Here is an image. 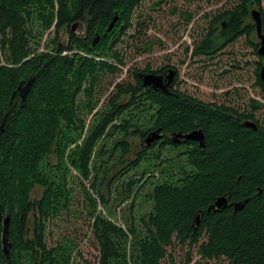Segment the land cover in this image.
I'll list each match as a JSON object with an SVG mask.
<instances>
[{
	"label": "trees",
	"instance_id": "16d2710c",
	"mask_svg": "<svg viewBox=\"0 0 264 264\" xmlns=\"http://www.w3.org/2000/svg\"><path fill=\"white\" fill-rule=\"evenodd\" d=\"M144 1L0 0V49L7 64L20 65L33 53L27 47L32 8L49 29L57 3L58 33L63 29L69 35L64 46L55 40L51 53H33L18 68L0 67V215L11 217L9 256L3 252L4 226L0 223V264L74 263L77 246L73 241L48 246L47 221L72 205L74 170L87 181L95 173L100 186L108 182L115 166L131 154V139L145 137L142 114L167 135L202 128L205 146L196 144L188 152L192 171H187L183 161H175V182L156 186L147 195L146 201L153 206L141 219L144 235L134 218L123 228L96 210L90 211L92 232L100 248L99 264H161L174 240L198 247L207 260L264 264V126L255 118L263 104L253 99V112L238 114L233 108L204 103L180 91L166 95L143 85L139 75L149 73L148 69L136 70L135 82L118 83L86 125L83 113L93 114L98 108L95 95L102 76L118 70L116 65L90 56L106 58L111 54L124 64L114 50ZM253 10L261 13L264 34V0H239L234 8L213 18L205 37L195 42L192 55L211 58L238 38L257 33ZM115 16L118 22L106 34ZM186 17L192 20V15ZM75 23L85 25L84 35L72 31ZM97 36L101 41L93 46ZM252 45L259 50L260 44ZM138 49L151 50L145 46ZM72 51L89 56L80 52L63 55ZM263 66L260 63L257 76L264 90L260 79ZM31 79L33 86L23 100L18 87ZM81 97L82 107L78 103ZM244 120L256 123L258 129L246 128ZM146 158V151L140 152L114 176L112 183L121 185L116 189H121L123 198L132 199L136 190L134 179L124 180L126 172L139 168ZM37 186L43 188V194L33 200ZM225 196L229 205L249 202L239 212L229 206L208 213V208ZM94 204L89 197L90 208ZM201 214V224L195 227Z\"/></svg>",
	"mask_w": 264,
	"mask_h": 264
},
{
	"label": "rangeland",
	"instance_id": "374dc122",
	"mask_svg": "<svg viewBox=\"0 0 264 264\" xmlns=\"http://www.w3.org/2000/svg\"><path fill=\"white\" fill-rule=\"evenodd\" d=\"M238 2L239 0H146L142 2L133 15L131 29L125 36H120L114 50L120 53L124 64L114 60L111 54L106 58L90 56L97 62L106 61L114 64L118 70L115 73L106 72L102 76L95 95L96 100L99 101L98 108L93 114L83 113L86 125L93 121V115L106 104L118 83L135 82L136 70H157L171 65L180 71L178 89L199 101L226 105L243 114L253 112L252 100H257L263 104V107L255 112V118L260 125L264 126V90L258 85L257 76L260 63L263 66V59L252 45V42L260 44L257 33L250 37L238 38L224 51L211 58L192 55L195 42L205 37L213 18L234 8ZM58 9L59 6L56 3L54 19L49 29L45 27L43 20L38 19V12L33 8L30 10L33 14L27 20L29 32L27 47L32 49L33 53H51L55 40H59L60 43L67 40L66 30L62 29L58 33L57 20H55ZM189 15H192L191 21L187 20L186 16ZM83 26V31L77 26L74 33L85 34V25ZM146 43H153L150 53H142L138 49ZM79 52H64L63 55ZM33 53L20 65H9L4 51L0 49V67L18 68L33 57ZM80 54L86 55L81 52ZM78 103L82 107L84 97L79 98ZM141 117V128L148 131L154 122L150 123L146 115L142 114ZM107 142L103 141L104 144ZM131 142V154L115 166L108 182L103 186L99 185L100 179H95V173L87 181L74 170L72 205L67 211H63L61 216L47 221L45 234L49 247H56L69 240L77 246L73 264H99L100 261V248L92 232L93 220L90 217V211L96 210L98 214L111 219L123 228H127L126 222L134 218L141 235H144L141 219L152 212L153 206L146 201L147 195L156 186L165 182H175L176 177L173 175L175 161H183L188 172L193 170L188 162L189 153L182 150L180 146L159 151L150 150L139 168L126 172L124 180L134 179L136 190L132 199H127L126 196L123 198L121 189H116L121 185L112 183L114 176L126 168L128 163L134 162L143 150L142 145H145L140 137L132 138ZM42 194L43 188L37 186L32 193V199L37 200ZM100 194L103 195L106 203L102 201ZM89 197L95 200L93 208H90ZM161 264H227V262L204 259L198 253V247L182 245L174 240L173 245L167 248L166 257Z\"/></svg>",
	"mask_w": 264,
	"mask_h": 264
},
{
	"label": "water",
	"instance_id": "95a60500",
	"mask_svg": "<svg viewBox=\"0 0 264 264\" xmlns=\"http://www.w3.org/2000/svg\"><path fill=\"white\" fill-rule=\"evenodd\" d=\"M252 17L256 24L257 36L260 40V47H259L258 53L264 60V34L262 32L261 13L258 10H253ZM118 19H119L118 16L114 17V19L112 20V22L110 23V25L108 26L106 30L107 33L111 32L114 29L116 23L118 22ZM75 28H76V25H73L72 30L74 31ZM99 41H100V36H97V38L93 42V46H96L99 43ZM172 73H171V76H168L169 82L167 85L164 84V78L162 76L156 75L154 73H145V74H140L139 76L145 87H152L155 90H161V92H163L166 95H170L171 92L169 90V86L172 83V78H173ZM260 79L262 83L264 84V66L261 68V71H260ZM33 83H34V79H31L30 81H28L26 85H24L23 82L20 83L17 92H19V95L22 97L23 100L29 94L33 86ZM17 92L14 93L13 98L15 97ZM244 125L246 128H251L254 130L258 129V125L251 121H247ZM162 138H163V135L160 134V130H157L155 132H152L149 136H147V138L145 139V142L147 146H151L154 142L159 141ZM182 139L184 140V142H189V141L199 142L200 147L205 146V134L201 130H195L188 134H183L180 132L178 134L173 135V142L175 144H180ZM248 202L249 200L247 199L244 202L233 203L231 204V206L234 208V212H239L245 208V205ZM228 207H229L228 198L226 196L219 197L216 200V202L208 208L207 211L208 213H210L211 211L219 212V211H223L227 209ZM202 215L197 216V219L195 221V224L197 226H199L201 223L200 219ZM1 222L3 223V226H4L3 237H2L3 252L5 255L9 256L10 249H11V244L9 242V230H10V222H11L10 215L4 220H2L1 215H0V223Z\"/></svg>",
	"mask_w": 264,
	"mask_h": 264
},
{
	"label": "flooded vegetation",
	"instance_id": "af4514ba",
	"mask_svg": "<svg viewBox=\"0 0 264 264\" xmlns=\"http://www.w3.org/2000/svg\"><path fill=\"white\" fill-rule=\"evenodd\" d=\"M146 1V0H145ZM138 7V6H137ZM137 9V8H136ZM136 11V10H135ZM134 15V14H133ZM132 22H133V16H132V18H131V24H132ZM80 27L81 29H82V31H83V29H84V26H83V24H81V23H78V24H76V27ZM76 29V28H75ZM131 29V28H130ZM73 31V30H72ZM74 32V31H73ZM129 32V29H127V30H125L124 31V33H123V36H125L127 33ZM78 35H84V33H80V34H78ZM68 37H69V35H68ZM97 38V37H96ZM95 38V39H96ZM95 39L93 38V40H92V45H93V42L95 41ZM68 40V39H67ZM67 40L64 42V43H62V46H64L66 43H67ZM101 41V40H100ZM100 41H99V43H100ZM145 46V48H149V49H151L152 50V47H153V43H146V44H143V45H141V49L143 48ZM140 48V47H139ZM151 50H147V51H145V52H143V50H140L142 53H150L151 52ZM173 72V73H172ZM149 73H154V74H157V75H159V76H162L163 78H164V84L165 85H167L168 84V82H169V78H168V76H171V73H172V83L170 84V86H169V90H170V92L172 93L173 92V94H174V92H176V91H180L179 89H178V86H179V77H180V71H179V69L177 68V67H175V66H164V67H160L159 69H157V70H150L149 71ZM158 91H161V90H158ZM181 92V91H180ZM219 106H221V105H219ZM226 106V105H225ZM226 107H228V108H232V107H229V106H226ZM234 109V108H233ZM238 114H242V113H240L238 110H236V109H234ZM237 120H238V117L236 118ZM245 121V120H244ZM258 121V120H257ZM247 121H245V122H243V125L246 123ZM258 125L259 126H262V125H260L259 123H258ZM245 126V125H244ZM160 130V133L163 135V138L161 139V140H159V141H156V142H154L151 146H147L146 145V142H145V139L147 138V136H149L152 132H155V131H157V130ZM158 129H155V126H154V124H152L151 125V128H149L148 129V131H145L146 132V135H145V137H143V138H140L141 139V142L143 143V144H145L144 146L142 145V147H143V150H142V152H144V151H146V153H149V151L151 150V151H154V150H157V151H159L160 149H164V150H166V149H168V148H170V147H174L173 145L171 146V145H168L167 143L168 142H171V143H173L174 145H175V143L173 142V135L175 134V133H170V134H165V133H163L162 132V130L160 129V128H158ZM195 130H201V131H203L204 132V130L202 129V128H197V129H195ZM195 130H193V131H195ZM190 132H192V131H190ZM190 132H188V133H190ZM205 134V133H204ZM196 144L200 147V144L198 143V142H195V141H189V142H184V140L182 139L181 140V143H180V145H178V147L180 146V148L182 149V150H184L186 153H191L192 152V150H194V148L196 147ZM200 148H202V147H200Z\"/></svg>",
	"mask_w": 264,
	"mask_h": 264
},
{
	"label": "bare ground",
	"instance_id": "6f19581e",
	"mask_svg": "<svg viewBox=\"0 0 264 264\" xmlns=\"http://www.w3.org/2000/svg\"><path fill=\"white\" fill-rule=\"evenodd\" d=\"M100 40H101V37H100ZM29 81H30V80H29ZM23 83H24V85H26L28 82H27V83L23 82ZM151 88H152V87H151ZM154 90H155V89H154ZM30 91H31V90H30ZM160 134H161V133H160ZM161 135H162V134H161ZM198 143H199V142H198ZM228 203H229V202H228ZM229 206H231V205H229ZM201 215H202V214H201ZM201 217H202V216H201ZM2 220H4V219L2 218ZM200 221H201V219H200ZM1 223H2V222H1ZM2 224H3V223H2ZM200 224H201V223H200ZM194 226L197 227L196 224H195Z\"/></svg>",
	"mask_w": 264,
	"mask_h": 264
}]
</instances>
